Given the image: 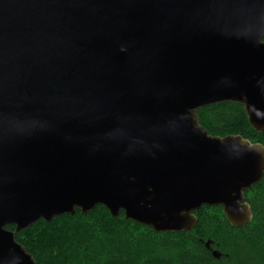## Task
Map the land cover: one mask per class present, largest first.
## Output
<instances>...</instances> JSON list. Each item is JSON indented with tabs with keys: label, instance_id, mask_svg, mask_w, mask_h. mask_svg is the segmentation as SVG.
Returning a JSON list of instances; mask_svg holds the SVG:
<instances>
[{
	"label": "water",
	"instance_id": "95a60500",
	"mask_svg": "<svg viewBox=\"0 0 264 264\" xmlns=\"http://www.w3.org/2000/svg\"><path fill=\"white\" fill-rule=\"evenodd\" d=\"M228 102L264 132V0H0V264L98 205L156 232L203 206L250 222L264 145L198 116Z\"/></svg>",
	"mask_w": 264,
	"mask_h": 264
},
{
	"label": "trees",
	"instance_id": "16d2710c",
	"mask_svg": "<svg viewBox=\"0 0 264 264\" xmlns=\"http://www.w3.org/2000/svg\"><path fill=\"white\" fill-rule=\"evenodd\" d=\"M198 116L211 135H241L264 145V132L250 125L239 103L206 106ZM245 197L253 217L241 226L232 225L223 207L215 205L195 212L197 223L191 231L156 232L126 220L124 212L114 217L98 205L85 215L77 210L50 222L41 219L16 239L37 264H264V176ZM216 249L219 258L213 254Z\"/></svg>",
	"mask_w": 264,
	"mask_h": 264
}]
</instances>
